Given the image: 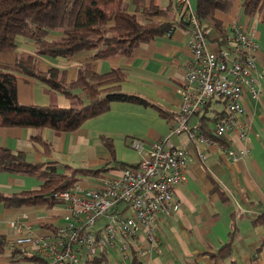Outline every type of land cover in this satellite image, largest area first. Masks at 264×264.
I'll return each mask as SVG.
<instances>
[{"label": "crops", "instance_id": "crops-1", "mask_svg": "<svg viewBox=\"0 0 264 264\" xmlns=\"http://www.w3.org/2000/svg\"><path fill=\"white\" fill-rule=\"evenodd\" d=\"M189 1L195 10L196 0ZM241 3L242 0H236L227 14L217 13V17L228 28L236 23L242 25L259 44L257 71L260 75V96L251 98L245 95L243 98L245 112L238 119L249 124L251 140L248 143L250 150L237 166L232 165L230 157L216 149L198 146L196 150L187 135L170 134V126L180 108L178 87L183 83L191 57L188 49L191 37L187 28L181 26L176 27L170 36L162 35L141 43L131 56L93 62L94 70L98 73L107 72L112 67L124 71L126 78L120 82V90L142 96L172 113L170 121L151 106L112 102L106 112L86 120L74 132L44 130L43 138L52 144L50 156L44 155L41 144L31 140L33 131L30 128L0 127V146L23 151L32 161L56 160L59 162L58 171L62 172L63 164L98 168L109 161L111 156L101 142L102 135L112 139L115 159L127 165H135L152 142L170 135L173 145L190 150V161L185 179L175 188V195L181 203L180 209L165 217L158 248L151 252L145 264H208L206 253L215 252L228 239L232 214L238 228L232 259L239 264H264V22L261 16H246ZM207 33L211 39L217 35L211 25ZM17 43L20 50L28 53L33 52L35 47L31 41L23 38H18ZM210 44L213 48H220L216 41L211 40ZM89 54L82 52L66 60L42 56L39 66L42 69L49 66L66 69L69 79H74L80 63ZM17 95L20 103L69 105V100L63 94L52 92L41 82L24 76L18 77ZM217 100H209L212 103L207 108V115H212L213 109H223L224 104ZM217 103L222 107L218 108ZM203 112L200 110V113ZM197 118L195 113L190 119L191 126L197 124ZM133 137L142 141L141 151L130 147ZM227 142V147L230 145L237 150L243 148V143L235 133L231 134ZM211 178L226 191L228 202H224L217 191L211 190ZM38 184L35 178L29 176L0 173L2 192L33 189ZM63 213L61 205L51 208L43 205L6 208L0 202V234L13 242L16 233L9 227V222L21 219L35 235L47 237L52 234L54 225L62 221ZM35 226L41 230L35 232ZM25 252L13 253L6 248L0 252V264H35L34 260L23 257Z\"/></svg>", "mask_w": 264, "mask_h": 264}, {"label": "trees", "instance_id": "trees-1", "mask_svg": "<svg viewBox=\"0 0 264 264\" xmlns=\"http://www.w3.org/2000/svg\"><path fill=\"white\" fill-rule=\"evenodd\" d=\"M235 2L196 0L197 23L206 38L216 41L220 48L229 47L230 28L217 17V13H229ZM241 7L246 16H261L264 22V0H242ZM187 11V4L180 0H0V55L9 54L6 60L0 59V127L32 129L31 140L41 144L44 155L50 156L52 144L43 138L44 130L74 132L86 120L106 112L112 102L151 106L170 121L172 113L142 96L120 90L119 84L126 78L124 71L112 67L107 72L98 73L93 62L131 56L141 43L150 42L169 31L172 33L178 26L188 29ZM210 25L217 31L214 39L207 33ZM50 34L55 36L50 38ZM18 38L31 41L35 45L33 52L20 50ZM82 52L90 54L80 63L74 79H69L66 69L57 66L42 69L39 66L42 56L66 60ZM19 76L35 79L48 90L63 94L69 105L20 103L17 95ZM216 99L225 105V100ZM209 100L200 109L205 113L197 111L196 125L205 135L226 146L227 140L215 136L210 126L223 116L225 106L221 111L213 109V114L207 115V108L212 103ZM101 142L111 156L104 165L87 168L63 164L62 172L58 171L59 162L56 160L32 161L23 151L0 146V173L29 176L39 182L33 189L0 191V202L6 208L63 206L64 201L55 197V193L71 188L83 177H97L101 172L131 166L115 159L111 138L102 135ZM211 180V190L217 191L222 200L228 202L226 191L215 179ZM237 229L232 214L228 239L215 252L206 253L208 264H239L232 259ZM6 248L13 253L24 252L0 234V252ZM23 255L26 259H39L32 253ZM130 264L145 263L134 258Z\"/></svg>", "mask_w": 264, "mask_h": 264}, {"label": "built area", "instance_id": "built-area-1", "mask_svg": "<svg viewBox=\"0 0 264 264\" xmlns=\"http://www.w3.org/2000/svg\"><path fill=\"white\" fill-rule=\"evenodd\" d=\"M180 2L188 6L191 57L178 87L180 108L170 134L186 133L196 150L198 146L216 149L237 166L250 150L251 140L249 124L238 119L245 112L243 98L260 96L259 44L236 23L230 26L229 47L213 48L190 1ZM212 98L225 100V112L212 123V133L226 140L235 133L242 149L227 147L205 135L198 125H190L193 115ZM130 147L141 151L142 141L133 137ZM189 161L187 147L173 145L170 135L158 139L135 165L83 177L71 188L55 193L64 201V213L50 236L35 235L21 219L10 221L9 227L16 233L13 244L37 255L35 264H130L134 258L145 263L158 248L165 217L180 209L175 188L185 179Z\"/></svg>", "mask_w": 264, "mask_h": 264}, {"label": "rangeland", "instance_id": "rangeland-1", "mask_svg": "<svg viewBox=\"0 0 264 264\" xmlns=\"http://www.w3.org/2000/svg\"><path fill=\"white\" fill-rule=\"evenodd\" d=\"M53 36H55V34H50L49 37L51 38V37H53ZM12 54H13V53H12ZM8 56H9V54H2V55H0V59H1V60H6V59L8 58ZM219 103H221V104L223 105V102H219ZM219 103H217L218 108H221L222 106H220ZM176 135H177V134H176ZM176 135H173V136L176 137ZM182 135H183V136H184V135L186 136L185 133H182ZM103 221H104V220L100 221L99 224H100V225L103 224ZM38 230L40 231L41 229L38 228L37 226H35V227H34V231H35V232H38Z\"/></svg>", "mask_w": 264, "mask_h": 264}]
</instances>
